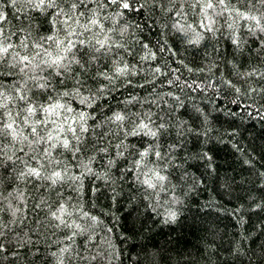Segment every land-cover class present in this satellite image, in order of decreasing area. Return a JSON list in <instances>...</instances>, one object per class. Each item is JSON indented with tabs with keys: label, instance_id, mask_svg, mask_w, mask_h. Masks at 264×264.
Segmentation results:
<instances>
[{
	"label": "trees",
	"instance_id": "16d2710c",
	"mask_svg": "<svg viewBox=\"0 0 264 264\" xmlns=\"http://www.w3.org/2000/svg\"><path fill=\"white\" fill-rule=\"evenodd\" d=\"M0 264H264V0H0Z\"/></svg>",
	"mask_w": 264,
	"mask_h": 264
}]
</instances>
